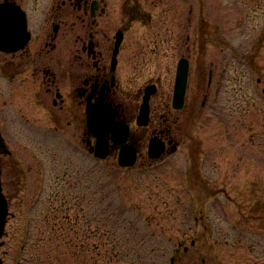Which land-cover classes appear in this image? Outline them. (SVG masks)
Masks as SVG:
<instances>
[{"label":"rangeland","instance_id":"rangeland-1","mask_svg":"<svg viewBox=\"0 0 264 264\" xmlns=\"http://www.w3.org/2000/svg\"><path fill=\"white\" fill-rule=\"evenodd\" d=\"M125 4L138 8L140 84L168 103L189 60L185 106L169 114L177 150L150 161L141 144L123 169L90 155L74 124L71 147L40 152L35 191L36 146L10 144L2 264H264V0ZM41 12L30 8L33 24Z\"/></svg>","mask_w":264,"mask_h":264},{"label":"flooded vegetation","instance_id":"flooded-vegetation-1","mask_svg":"<svg viewBox=\"0 0 264 264\" xmlns=\"http://www.w3.org/2000/svg\"><path fill=\"white\" fill-rule=\"evenodd\" d=\"M7 1L27 12L30 39L19 51L0 52L1 192L2 157L12 154L10 144L20 142L30 149L36 146L35 191H42L45 174L40 152L48 153L50 144L57 149L60 143L71 147L74 124L83 130L82 140L90 149L95 143L88 131L93 107H105L115 122L129 127L126 144L135 148L138 158L143 155L141 144L147 150L152 137L165 141L166 149L178 147L171 132V98L167 103L154 82L139 83L138 42L128 33L132 27L128 22L138 13L136 4L126 5L130 0ZM36 2L44 7H35ZM29 7L42 11L35 24ZM149 84H156V89L149 102L148 125L138 127L136 117ZM156 94L159 101L154 104ZM139 129L147 130L140 135ZM107 140L109 156L117 158L120 145L113 144L109 137ZM8 218L9 212L2 238Z\"/></svg>","mask_w":264,"mask_h":264},{"label":"water","instance_id":"water-1","mask_svg":"<svg viewBox=\"0 0 264 264\" xmlns=\"http://www.w3.org/2000/svg\"><path fill=\"white\" fill-rule=\"evenodd\" d=\"M20 18L19 12L17 9H13L10 7H6L5 5H0V49H5L6 44L9 42V36L13 32L17 31V26L15 20ZM26 29V22L24 16L22 15L21 23L19 26V30L21 32H25ZM9 49V48H6ZM15 49V48H12ZM187 75H188V61L187 59L181 58L178 61L177 68H176V75H175V82H174V90H173V106L175 108H181L184 101V95L187 85ZM153 92V87L150 86L146 89V93L143 97V102L141 104L140 113L138 117V124L144 125L146 124L147 115H148V99L150 94ZM91 129L96 128V124H91ZM103 126H107L104 128L102 133L98 134L95 132V135L98 138L96 150L103 147L104 153H102V148L99 150V155L105 156L106 154V147L107 144L105 141H102L103 137L110 131L114 129L110 124H103ZM94 131V130H93ZM122 141V140H121ZM119 140V142H121ZM164 151V144L160 142L150 141L148 146V156L150 158H158ZM129 158L119 157V164L122 166L132 165L133 163V153H125ZM5 220V208L2 198L0 197V236L2 234L3 226Z\"/></svg>","mask_w":264,"mask_h":264}]
</instances>
